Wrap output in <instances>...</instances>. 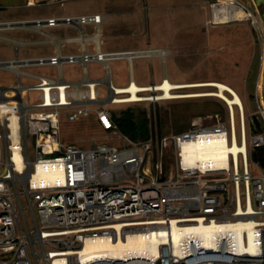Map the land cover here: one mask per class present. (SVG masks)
Masks as SVG:
<instances>
[{"label":"built area","instance_id":"1","mask_svg":"<svg viewBox=\"0 0 264 264\" xmlns=\"http://www.w3.org/2000/svg\"><path fill=\"white\" fill-rule=\"evenodd\" d=\"M211 7L212 20L208 22L244 19L254 28L259 26L258 13L237 0H216ZM100 20V15L65 19L80 24ZM57 22L46 21L48 25ZM134 54L138 52L97 51L16 56L0 62L15 74L14 84L0 85V264H231L234 257L254 254L215 249L212 256L193 236H184L177 244L168 239L158 241L156 251L143 256L118 251L115 246L132 235L147 237L160 228L170 232L175 227L238 221H252L256 256L264 253V169L252 175L248 161L253 148L264 147V86L255 88L253 113L246 115L242 105L231 106L225 100L228 122L218 119L206 124L204 120L212 118L211 114L192 117L186 130L157 139L158 160L151 176L150 169L143 167L151 149L149 141H129L121 147L93 142L86 148L64 144L60 138L62 117L76 121L88 116L91 107H96L102 130L118 128L117 115L102 105L126 103L120 99L128 93L119 92L106 79L108 95L99 99L96 80L71 83L61 76L55 79L24 69L62 62H103ZM28 137L33 140V160ZM168 138L174 142L176 176L167 179L160 144L164 146ZM209 139L230 147L236 142L244 149L236 154L229 151L225 164L194 161L190 145ZM223 173L228 174L227 179L212 180ZM242 242L246 247L250 243L246 231ZM245 264L261 262L252 259Z\"/></svg>","mask_w":264,"mask_h":264},{"label":"crops","instance_id":"2","mask_svg":"<svg viewBox=\"0 0 264 264\" xmlns=\"http://www.w3.org/2000/svg\"><path fill=\"white\" fill-rule=\"evenodd\" d=\"M214 1L216 0H0V39L13 44V54H9L3 61L12 60L16 56L22 59L90 54L97 51H136L138 54L109 58L103 62L91 60L85 64L76 61L62 62L59 66L47 65L52 66V70L44 76L55 79L61 76L64 81L71 83H80L85 79L96 80L99 96L102 90H108L106 79L116 88H125L131 84L139 88L153 87L161 85L166 79L172 83L185 84L219 81L232 88L239 98L242 89L247 87L245 81L250 77L253 97L256 86H264V0H237L242 6L253 8L258 13L257 28L244 19L208 22L212 20L211 3ZM86 15H100L101 20L98 23L81 24L65 21L66 18ZM48 19H56L58 22L48 25ZM20 29L39 33L44 37L17 39L1 32ZM181 40L189 48L187 55L194 58L190 59L194 66H211V69L218 70L229 68L233 76L226 78L227 81H182L174 74L169 75L166 68L161 70V62L165 63L167 56L171 57L172 73L179 69L175 51ZM30 45H40L44 47L40 48L44 52L40 56H22V52L26 54ZM227 46L232 52L226 57L223 50ZM207 47L218 52L208 53L205 50ZM146 64L151 66V73L147 78L141 71ZM64 65L67 74L64 72ZM101 68H104V76H101ZM122 68L127 69L128 75L126 72L121 74ZM237 71H240V75L235 74ZM94 123L98 125L97 120ZM98 127L101 129L99 125Z\"/></svg>","mask_w":264,"mask_h":264},{"label":"rangeland","instance_id":"3","mask_svg":"<svg viewBox=\"0 0 264 264\" xmlns=\"http://www.w3.org/2000/svg\"><path fill=\"white\" fill-rule=\"evenodd\" d=\"M4 34L14 36L17 39L22 38H31L34 37H44L39 33L29 32L28 30H10V31H1ZM40 48H44L40 45H30L28 46L27 53L24 54L22 52V56H40L42 51ZM206 52L208 53H216L218 51L207 47ZM189 48L186 47L185 41L181 40L177 44V50L175 51L176 62L179 65V69L173 71L170 66V56L166 57L165 63L161 62L160 69L163 70L166 68L168 70L169 75L174 74L179 80L188 81L193 79H217L227 81L226 78H230L233 76V72L230 71L229 68H225L223 70L211 69V66H207V68L201 66H194V63H191L190 59H194L187 55ZM232 49L230 47H225L223 53L226 55L231 53ZM9 54H13V44L10 41L0 39V61L6 60ZM199 56V55H198ZM200 57V56H199ZM226 60V57L223 56ZM197 58V57H196ZM186 60L188 62H186ZM191 64V65H190ZM136 66V63H135ZM226 67V66H225ZM64 72L66 73V65H64ZM150 64H146L142 71L144 76L147 78L150 76L151 70ZM210 68V69H209ZM28 70L31 72H35L38 74L46 75L49 71L52 70V66L42 65L36 67H29ZM105 68V73H106ZM137 70V69H136ZM160 70V71H161ZM101 76H104V68L100 69ZM121 74L124 75L127 69L122 68L120 70ZM240 75V71H237L235 74ZM67 74V73H66ZM128 75V74H127ZM172 76V75H171ZM251 76V75H250ZM23 81L25 79L23 78ZM15 82V74L12 70L0 68V85H12ZM185 84V83H184ZM246 88L242 89L240 94V100L244 107V112L246 115L249 113H253L256 110V105L254 98L252 97L253 89L252 78H248L245 81ZM208 86V85H202ZM191 87V86H186ZM195 87V86H194ZM217 91L215 86L213 87H199L197 88H177L173 90V92L177 93H190V92H210ZM160 91H145L140 93L143 96H153L154 94H158ZM229 93V92H228ZM227 91L225 94L228 97H231ZM231 94V93H230ZM108 95L107 91L102 90L99 99H104ZM103 108L111 110L117 117L116 122L118 124V128L113 130H101L94 121L96 120V115L94 113V109L96 107H91L93 111H90L89 115L86 117H81L76 121H68L62 117L61 125H60V138L64 144H77L82 145L84 147H90L93 142L94 143H107L113 144L116 146H125L129 144V141L133 142H141L140 139V130L136 129L134 132V137L131 136V131H126L124 126V118L130 116L136 122L146 121L149 132V141L151 143V149L147 154L145 163L143 167H148L150 169V175L153 176L155 174L154 164L158 160L157 156V139L162 137H170L178 132L186 130L190 125V120L192 117H200L212 115V118L205 119L204 122L206 124H210L216 122L218 119H222L227 121L228 115V106L225 100L222 97L216 95H200V96H191V97H175L169 99H147V100H139V101H131L126 103H111L105 102L102 105ZM238 107L234 106V116L236 129L238 131L239 123H238ZM247 119L245 117L246 124V132L248 135V127H247ZM256 121V120H255ZM257 125L258 122L256 121ZM28 150L30 159L33 160L35 158L34 148H33V140L28 137ZM161 150V162L164 170V177L170 178L176 176V158H175V150H174V142L171 138H168L166 144L163 146L160 144ZM248 161L250 163V169L252 175H258L260 173V169H264V166L261 165L257 158V148H253L251 150V156L248 155ZM256 165H255V164ZM228 174H216L212 176V180L227 179Z\"/></svg>","mask_w":264,"mask_h":264},{"label":"bare ground","instance_id":"4","mask_svg":"<svg viewBox=\"0 0 264 264\" xmlns=\"http://www.w3.org/2000/svg\"><path fill=\"white\" fill-rule=\"evenodd\" d=\"M215 86L217 91H210L207 93L204 92H191V93H177L173 92V89L183 88L186 86ZM119 88V87H118ZM151 90L154 92L160 91L158 94L153 96H143L136 91H147ZM225 91L229 92L228 94L231 97H228L225 94ZM119 92H126L128 95L123 96L120 101L131 102L147 99H169L175 97H188V96H200V95H216L222 97L226 100L231 106L233 104H240L242 102L238 94L226 84L219 81H208L202 83H193V84H184V83H172L169 80L163 81L161 85H155L153 87H144L139 88L135 84H131L125 88H119ZM231 93V94H230ZM243 106V105H242ZM243 147H240L236 142L233 143L232 147L227 145L225 142L209 139L204 142H198L190 145L188 150L194 161H211L217 165L225 164L228 159V152L232 151L237 153L240 150H243ZM246 231L249 237V245L243 246L242 234ZM255 229L253 227L252 221H238L235 224H224L217 225L214 223L204 225H193L186 228H173L172 231H167L166 229L160 228L157 231H150V234L146 236H134L132 235L127 239V241H120L117 243L115 248L118 251H123L126 253H134L137 255H146L148 253H154L156 251L155 243L158 241H165L168 239L170 242L175 244L179 243L184 236H193L197 241L202 244L207 249V253L214 256V253H211L215 249L220 250L221 252H226V250H237L240 252L251 253L254 255L244 254L239 257H234L231 264H245L249 263L252 259H257L264 264V253L257 255V243ZM178 248H174V252H178ZM180 253V252H178ZM225 257V255L223 254ZM227 257V256H226Z\"/></svg>","mask_w":264,"mask_h":264},{"label":"trees","instance_id":"5","mask_svg":"<svg viewBox=\"0 0 264 264\" xmlns=\"http://www.w3.org/2000/svg\"><path fill=\"white\" fill-rule=\"evenodd\" d=\"M120 118V117H117ZM124 126L126 131H131L132 138L135 136L134 132L136 129L140 130V139L141 141H147L149 139V132H148V126L146 121L136 122L134 119H132L130 116H127V118H124ZM117 123V122H116ZM118 126V124H117ZM257 158L262 166H264V147H258L257 148Z\"/></svg>","mask_w":264,"mask_h":264},{"label":"water","instance_id":"6","mask_svg":"<svg viewBox=\"0 0 264 264\" xmlns=\"http://www.w3.org/2000/svg\"><path fill=\"white\" fill-rule=\"evenodd\" d=\"M32 22H36V21H32Z\"/></svg>","mask_w":264,"mask_h":264}]
</instances>
